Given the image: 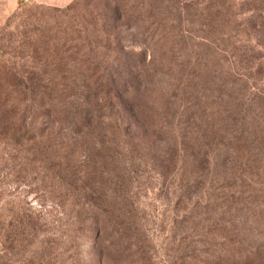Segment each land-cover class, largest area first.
<instances>
[{"label": "rangeland", "instance_id": "obj_1", "mask_svg": "<svg viewBox=\"0 0 264 264\" xmlns=\"http://www.w3.org/2000/svg\"><path fill=\"white\" fill-rule=\"evenodd\" d=\"M221 1L223 39L202 48L220 55L228 48L234 69H253L248 86L263 90L264 0ZM173 2L161 0L162 9L174 8ZM209 2L179 0L178 7L204 11ZM97 3L0 0V264H264L263 148L247 146L238 155L244 161L230 165L234 173L244 171L255 191L250 214L235 212L243 201L233 196L217 202L222 213L190 219L194 198L180 199L176 181L152 163L154 149L140 150L131 137L43 138L37 148L11 142L19 136L20 119L9 109L18 89L30 95L38 89L123 90L127 75L116 79L110 55L94 58L105 53L92 44L93 25L104 12ZM191 18L187 38L195 40L207 23ZM141 61H131L130 70L139 72ZM23 115V133L32 127L43 134L46 118L27 109ZM203 201L196 203L198 213ZM205 203L211 208L216 200ZM90 217L103 221L101 232L84 222Z\"/></svg>", "mask_w": 264, "mask_h": 264}, {"label": "trees", "instance_id": "obj_2", "mask_svg": "<svg viewBox=\"0 0 264 264\" xmlns=\"http://www.w3.org/2000/svg\"><path fill=\"white\" fill-rule=\"evenodd\" d=\"M97 2L104 12L97 15L93 25L92 44L96 51L105 53L94 58L110 55L116 79L127 75L123 90L38 89L30 95L18 89L13 92V105H9L12 119H20L19 136L11 141L13 145L18 148L34 144L37 148L43 138H77L93 133L104 138L131 137L140 150L154 149L152 163L164 170L167 179L176 181L180 199L194 198L190 219L204 217L208 212L222 213L217 202L226 204L233 196L243 201L235 212L250 214L249 199L255 191L249 187L250 181L243 179L244 171L239 168L240 173H234L230 165L239 166L244 161L240 162L238 155L247 146L264 149V89L248 86L253 69H234L235 63L227 58V47L219 49L224 50L223 55L202 48L223 39L222 28L227 21L223 2L210 0L205 12L183 3L178 7L179 0H171L175 7L170 5L169 10L162 9L161 0ZM192 15L207 23L200 31L201 37L194 36L195 40L187 38L191 31L186 30ZM123 44L146 48L127 51ZM136 57L142 61L139 72L134 73L130 63ZM103 80L100 77L94 82L99 85ZM211 106L218 111L211 113ZM25 109L46 118L43 134L35 135L32 127L29 133H23L27 132L22 125ZM227 194L230 195L225 197ZM211 198L216 204L209 208L205 202ZM199 199L204 200L200 213L196 209ZM74 222L78 225L80 221ZM84 222L93 230L103 229L99 217ZM202 228L209 230L210 226Z\"/></svg>", "mask_w": 264, "mask_h": 264}, {"label": "built area", "instance_id": "obj_3", "mask_svg": "<svg viewBox=\"0 0 264 264\" xmlns=\"http://www.w3.org/2000/svg\"><path fill=\"white\" fill-rule=\"evenodd\" d=\"M25 2L27 1V0H24Z\"/></svg>", "mask_w": 264, "mask_h": 264}]
</instances>
